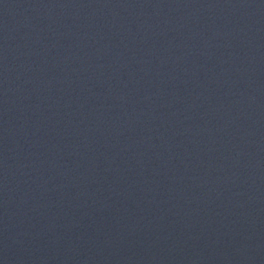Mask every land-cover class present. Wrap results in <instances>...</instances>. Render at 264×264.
<instances>
[{
    "label": "water",
    "instance_id": "95a60500",
    "mask_svg": "<svg viewBox=\"0 0 264 264\" xmlns=\"http://www.w3.org/2000/svg\"><path fill=\"white\" fill-rule=\"evenodd\" d=\"M0 264H264V0H0Z\"/></svg>",
    "mask_w": 264,
    "mask_h": 264
}]
</instances>
